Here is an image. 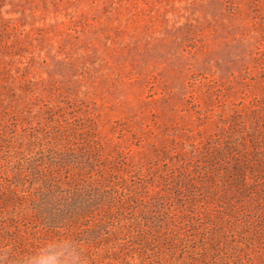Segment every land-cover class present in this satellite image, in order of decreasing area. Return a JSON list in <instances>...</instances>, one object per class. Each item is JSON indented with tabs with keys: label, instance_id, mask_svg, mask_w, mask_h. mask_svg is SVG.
Here are the masks:
<instances>
[{
	"label": "rangeland",
	"instance_id": "374dc122",
	"mask_svg": "<svg viewBox=\"0 0 264 264\" xmlns=\"http://www.w3.org/2000/svg\"><path fill=\"white\" fill-rule=\"evenodd\" d=\"M264 264V0H0L4 264Z\"/></svg>",
	"mask_w": 264,
	"mask_h": 264
},
{
	"label": "clouds",
	"instance_id": "9594fccd",
	"mask_svg": "<svg viewBox=\"0 0 264 264\" xmlns=\"http://www.w3.org/2000/svg\"><path fill=\"white\" fill-rule=\"evenodd\" d=\"M10 250L8 247H0V264H4L3 257ZM82 246H74L69 241L58 242L54 246H48L34 256L18 258L11 264H87L81 256Z\"/></svg>",
	"mask_w": 264,
	"mask_h": 264
}]
</instances>
